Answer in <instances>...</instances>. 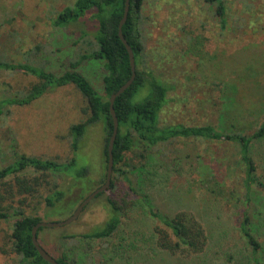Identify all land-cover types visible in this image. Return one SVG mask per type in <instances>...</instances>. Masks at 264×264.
<instances>
[{
	"label": "rangeland",
	"instance_id": "374dc122",
	"mask_svg": "<svg viewBox=\"0 0 264 264\" xmlns=\"http://www.w3.org/2000/svg\"><path fill=\"white\" fill-rule=\"evenodd\" d=\"M73 4L74 0H0V60L29 58L30 64L48 72L66 71L76 52L94 49L87 44L95 37L91 12L64 29L52 24L63 8ZM139 22L144 50L138 70L151 72L158 84L172 86L169 103L160 114L161 126L212 125L245 135L257 130L264 121V0H229L224 30L205 0H144ZM80 71L103 94V62L86 61ZM34 82V77L22 73L0 72V97L21 92ZM152 91L151 82L144 83L133 102L145 101ZM85 107L82 96L70 85L46 93L29 106L11 108L9 117L0 119L1 152L9 155L8 138L13 134L19 153L66 162L73 156L69 127L85 119ZM103 144V125L91 126L72 173L87 171L74 183L68 198L75 200L80 187L88 189L87 197L100 185L106 173ZM139 151L142 148L135 147L127 155L131 166L145 163L142 172H136L134 190L139 195L132 193L126 181L116 179L115 189L92 200L72 224L43 228L38 242L51 257L66 255L74 264H254L239 227L247 210L264 264V191L249 185L252 200L246 204L244 168L236 145L178 140L150 149L144 162L135 156ZM249 152L255 175L264 183V139L251 144ZM3 162L0 156V167ZM36 175L29 172V177ZM41 179L37 194L6 195L5 206L9 212L19 209L43 222L67 219L68 213L58 212L46 217L44 198L53 184L67 189L71 179L58 173ZM0 193L4 194L1 189ZM143 196L160 215L194 217L207 237L203 253L174 255L161 250L157 230L164 227L148 213ZM109 199H124L128 204L118 230L106 240L83 239L82 235L109 219ZM14 221L0 222V264H22L12 252Z\"/></svg>",
	"mask_w": 264,
	"mask_h": 264
},
{
	"label": "trees",
	"instance_id": "16d2710c",
	"mask_svg": "<svg viewBox=\"0 0 264 264\" xmlns=\"http://www.w3.org/2000/svg\"><path fill=\"white\" fill-rule=\"evenodd\" d=\"M143 1L130 0L128 18L122 27L123 36L134 53L136 77L132 85L116 98L113 105L118 120V133L113 148V176L115 177H112L111 185L107 191H113L116 187V179H122L128 183L132 193L139 195L134 190L136 172L141 173L145 163L140 166H131L127 161V155L133 153L135 147H140L142 151L135 153V156L140 157L144 162L150 149L152 151L158 146L171 144L178 140H199L216 144L236 145L240 162L244 168L243 179L246 188L249 185H255L264 191V183L257 179L255 175L256 166L249 155L251 144L264 139V121L250 135L218 130L212 125H160V114L169 103L168 92L172 86L158 84L155 81L156 76L152 75L151 72L144 74L138 70L141 54L144 50L139 30ZM205 1L214 9V16L221 24V29L224 30L227 26L229 0ZM124 7L125 0H74L72 7H65L57 14L52 21L55 28L64 29L70 24L80 22L89 12L92 13L91 19L96 23L94 41L87 43L89 47H94V49L92 48L90 52H76L75 57L68 62V69L61 74L48 72L43 68L32 65L29 63V58L24 62L0 60V72L22 73L36 79V82L30 84L23 91L0 97V119L9 117L10 109L13 107L29 106L46 93L70 85L74 86L86 103L85 110H83L85 119L69 127L68 138L70 139L73 156L66 162L59 163L54 159H42L19 153L13 134H10L8 138L7 151L9 155H4L0 150L1 160H4V164L0 167V189L4 192V194L0 193V222L15 218L10 241L12 242V252L21 258L22 264H48L39 256L31 239L33 227L42 220L38 217L26 216L19 209L9 212L4 204L7 199L6 195L23 198L29 197V195L34 196L43 183L41 176L47 173L62 174L71 179L70 187L65 189L56 183L53 184L51 192L44 198L48 210L46 217L57 214L56 212L71 215L73 213L72 209L86 198L85 192L88 190L80 187L81 192L75 197V200L68 198V193L75 187L74 183L80 182L87 171L86 168H82L76 173H72L78 161L76 156L83 149V138L88 129L98 123L103 125L102 157L106 171L107 146L113 131L109 99L131 77L128 53L118 36V26ZM26 56L29 57V51L26 52ZM86 61L103 62V94H100L90 80L80 71V67ZM147 82H151L153 85L150 98L143 102L134 103L133 97ZM30 171L37 175L29 177ZM130 174L133 175L131 178ZM104 180L105 174L102 176L98 187L103 184ZM105 192L99 194L95 199L102 197ZM251 197L247 188L246 204L250 203ZM143 200L148 208V213L164 227L157 230V242L161 250L174 255L184 253L198 255L203 253L207 245V237L203 227L194 217L179 213L169 218L154 211L145 196H143ZM108 203L111 209L109 219L100 227L82 235L83 239L106 240L118 230L121 222L120 218L128 204L124 199H109ZM239 227L250 248L252 262L262 264L258 257L261 246L253 235L249 211L246 210L243 214ZM42 230L43 228H40L37 231V239L39 232ZM56 261L58 264H74L73 259L68 260L66 255L56 259Z\"/></svg>",
	"mask_w": 264,
	"mask_h": 264
},
{
	"label": "water",
	"instance_id": "95a60500",
	"mask_svg": "<svg viewBox=\"0 0 264 264\" xmlns=\"http://www.w3.org/2000/svg\"><path fill=\"white\" fill-rule=\"evenodd\" d=\"M129 7H130V0H125V7H124V11H123V15L122 18L120 20L119 26H118V36L122 42V44L124 45L127 53H128V57H129V64H130V68H131V77L129 78V80L119 88V90L117 92H115L114 94L111 95L109 102H110V113L113 119V131L112 134L109 138L108 141V146H107V162H106V173H105V180L103 182V184L96 188L93 192H91L77 207L76 209L73 211V213L65 220H61V221H52V222H40L37 225H35L32 229L31 232V239H32V243L33 246L35 247L36 251L38 252L39 256L48 264H58V262L56 261V259H54L53 257H51L39 244L38 239H37V231L40 228H48V229H52V228H60V227H64L67 225L72 224L74 221L77 220V218L80 216V214L83 212L84 208L92 201L94 200L99 194L105 192L108 190V188L111 185V180L113 177V166H114V159H113V148H114V143L117 137V133H118V120L115 116L114 113V102L116 100L117 97H119L121 94H123L134 82L135 77H136V65H135V58H134V53L130 47V45L128 44L127 40L125 39V37L123 36L122 33V27L123 25L126 23L127 18H128V13H129Z\"/></svg>",
	"mask_w": 264,
	"mask_h": 264
}]
</instances>
